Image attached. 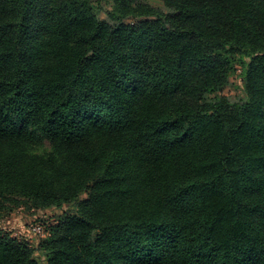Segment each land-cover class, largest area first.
<instances>
[{"label": "trees", "instance_id": "1", "mask_svg": "<svg viewBox=\"0 0 264 264\" xmlns=\"http://www.w3.org/2000/svg\"><path fill=\"white\" fill-rule=\"evenodd\" d=\"M102 1L0 0V264H264V0Z\"/></svg>", "mask_w": 264, "mask_h": 264}, {"label": "rangeland", "instance_id": "2", "mask_svg": "<svg viewBox=\"0 0 264 264\" xmlns=\"http://www.w3.org/2000/svg\"><path fill=\"white\" fill-rule=\"evenodd\" d=\"M148 3L154 8L165 10L161 0H148ZM94 9L99 18L106 17V11L111 10V4L107 0L102 1L99 5L94 4ZM239 66L230 73L229 82L223 90V94L228 95L232 101H237L243 97L242 93V76ZM84 197V194L81 195ZM74 211L73 204H65L61 209L54 207L38 209L29 204L22 203L16 205L12 210H3L0 212V231L8 233L11 237L27 243L32 248H37L39 243L44 239L47 230L56 224L66 212ZM40 224L44 228V233L40 234L32 231L30 228ZM35 257L39 264L44 263V258L40 250H36Z\"/></svg>", "mask_w": 264, "mask_h": 264}, {"label": "built area", "instance_id": "3", "mask_svg": "<svg viewBox=\"0 0 264 264\" xmlns=\"http://www.w3.org/2000/svg\"><path fill=\"white\" fill-rule=\"evenodd\" d=\"M30 229H31L32 231L37 232V233H40V234H43V233H44L43 226L40 225V224H36V225H34V226H31Z\"/></svg>", "mask_w": 264, "mask_h": 264}]
</instances>
